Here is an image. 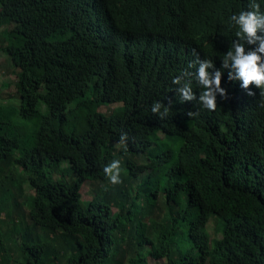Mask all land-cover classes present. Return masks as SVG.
Returning a JSON list of instances; mask_svg holds the SVG:
<instances>
[{
    "label": "trees",
    "instance_id": "obj_1",
    "mask_svg": "<svg viewBox=\"0 0 264 264\" xmlns=\"http://www.w3.org/2000/svg\"><path fill=\"white\" fill-rule=\"evenodd\" d=\"M256 2L264 12V0ZM248 4L0 0V42L19 72L21 100L0 104V174L19 169L0 186V220L31 193L15 262L138 264L150 255L169 264H264V96L254 85L249 96L222 68L236 39L229 18ZM205 59L210 74L222 71L227 98L217 94L215 111L183 103L172 83L192 73L185 80L198 100L195 72ZM154 102H171L163 120ZM157 143L159 156L149 152ZM113 160L116 185L103 172ZM87 181L100 184L91 201L82 199ZM214 219L222 238L199 241ZM3 234L0 227V248Z\"/></svg>",
    "mask_w": 264,
    "mask_h": 264
},
{
    "label": "clouds",
    "instance_id": "obj_2",
    "mask_svg": "<svg viewBox=\"0 0 264 264\" xmlns=\"http://www.w3.org/2000/svg\"><path fill=\"white\" fill-rule=\"evenodd\" d=\"M248 9L232 14L229 18L230 27L236 29V39L231 42L230 50L223 56L222 68L231 67L232 72H229V79L241 81V88L246 90L249 96L255 95L249 90L251 85L260 89L261 96H264V12H261L260 4L256 0H249ZM257 44L258 47L246 51V45ZM197 63L195 79L202 89L198 100L190 83L185 80V77H190L192 73L186 71L182 76L175 77L172 83L177 86L175 90L183 103L196 101L203 109L215 111L217 94L221 98H227L225 90L221 88L222 71L216 70L214 74H210L209 69H213L214 65L207 59L198 60ZM192 67L193 65L189 64V68ZM170 106L171 102L168 106L161 102H154L151 111L163 120L167 117ZM187 115L191 118L198 113L188 112ZM127 140V134H122L120 142L125 143ZM103 172L112 185L121 182L119 160H113L104 167Z\"/></svg>",
    "mask_w": 264,
    "mask_h": 264
},
{
    "label": "rangeland",
    "instance_id": "obj_3",
    "mask_svg": "<svg viewBox=\"0 0 264 264\" xmlns=\"http://www.w3.org/2000/svg\"><path fill=\"white\" fill-rule=\"evenodd\" d=\"M8 28H13V24H9ZM6 28H2V31L6 30ZM3 42H0V104L2 106H21V100L19 99L18 94V88L17 84L19 82V76H18V70L14 67V64L11 60V58L8 56L7 52L3 50ZM76 107V104H71L70 109H73ZM116 108V106L111 107H104L102 110L106 113H110L113 111V108ZM48 109L45 104H43V112H46ZM15 124L23 125L24 128L28 126L26 129V132H30L31 128L27 124L26 121L19 118L13 119ZM36 121L33 120V123H31V126ZM162 138L165 136L161 135ZM173 147L178 148L179 145L174 146L172 143H170ZM165 148V147H164ZM122 149V148H120ZM153 151L154 155L159 156L163 153L164 149L160 148V144L157 143L153 148L149 151L151 153ZM143 160H140V162ZM144 163V162H143ZM7 169L9 171H6L2 174H0V186L7 185L13 178L19 176V169L12 168L11 166H7ZM55 178H59L58 175L55 176ZM100 188V184L87 181L83 187L82 193V199L84 201H91L95 198L96 192ZM25 191L29 192V188L25 187ZM31 193H29L25 197H19V204L16 207V209L12 210L11 212V218H5V215L3 214V217L6 219L0 220V227H2L3 231V247L0 248V259L5 256L6 263L7 264H21L20 261L15 262L14 260H18L20 258V253H17L16 251V241L19 234L23 233L28 225H30V220L27 215V202L29 200V196ZM163 203V198H161V202ZM114 211L117 213L118 208H114ZM154 233V231H153ZM52 237V236H51ZM189 238V234L186 233L185 240ZM222 238V233L220 231V228L217 224V219H214L210 222V225L208 226V230L206 232V235H203L200 237L199 241H208L212 242L215 239ZM186 248L185 243L182 246V249L184 250ZM9 251L10 254H7L3 250ZM147 252V251H146ZM180 249L175 250V254H179ZM9 261H8V260ZM115 264V263H112ZM138 264H169V260L167 257L162 259H155L154 257L149 255L147 263H138Z\"/></svg>",
    "mask_w": 264,
    "mask_h": 264
}]
</instances>
